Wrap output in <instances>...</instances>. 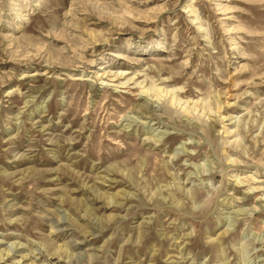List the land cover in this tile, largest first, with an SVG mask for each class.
<instances>
[{
  "label": "rangeland",
  "instance_id": "374dc122",
  "mask_svg": "<svg viewBox=\"0 0 264 264\" xmlns=\"http://www.w3.org/2000/svg\"><path fill=\"white\" fill-rule=\"evenodd\" d=\"M0 264H264V0H0Z\"/></svg>",
  "mask_w": 264,
  "mask_h": 264
},
{
  "label": "bare ground",
  "instance_id": "6f19581e",
  "mask_svg": "<svg viewBox=\"0 0 264 264\" xmlns=\"http://www.w3.org/2000/svg\"><path fill=\"white\" fill-rule=\"evenodd\" d=\"M104 76V75H103ZM103 76H102V78H103ZM106 85V84H105ZM93 86V85H92ZM144 92V91H143ZM143 92H141V94H143ZM145 93V92H144ZM146 98V97H145ZM144 107V106H143ZM248 180V179H247ZM239 183V182H238Z\"/></svg>",
  "mask_w": 264,
  "mask_h": 264
}]
</instances>
